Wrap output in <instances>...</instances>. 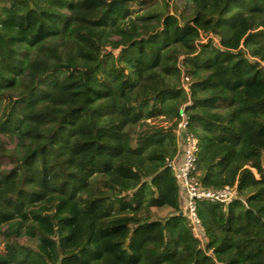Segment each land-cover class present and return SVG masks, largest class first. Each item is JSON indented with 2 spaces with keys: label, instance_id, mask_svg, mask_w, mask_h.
Masks as SVG:
<instances>
[{
  "label": "trees",
  "instance_id": "trees-1",
  "mask_svg": "<svg viewBox=\"0 0 264 264\" xmlns=\"http://www.w3.org/2000/svg\"><path fill=\"white\" fill-rule=\"evenodd\" d=\"M0 264H264V0H0Z\"/></svg>",
  "mask_w": 264,
  "mask_h": 264
},
{
  "label": "built area",
  "instance_id": "built-area-1",
  "mask_svg": "<svg viewBox=\"0 0 264 264\" xmlns=\"http://www.w3.org/2000/svg\"><path fill=\"white\" fill-rule=\"evenodd\" d=\"M188 124V118L182 114L177 126L180 151L175 157L168 159V164L180 185V193L183 200L182 211L190 221L195 236L203 240L197 201L206 199L230 204L239 197V192L236 185H226L219 189L205 188L200 185L196 176L199 140L188 129Z\"/></svg>",
  "mask_w": 264,
  "mask_h": 264
},
{
  "label": "rangeland",
  "instance_id": "rangeland-1",
  "mask_svg": "<svg viewBox=\"0 0 264 264\" xmlns=\"http://www.w3.org/2000/svg\"><path fill=\"white\" fill-rule=\"evenodd\" d=\"M200 235V233H198Z\"/></svg>",
  "mask_w": 264,
  "mask_h": 264
}]
</instances>
